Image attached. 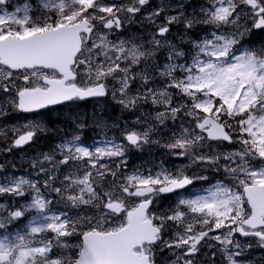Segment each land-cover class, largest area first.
<instances>
[{
    "label": "snow or ice",
    "instance_id": "obj_1",
    "mask_svg": "<svg viewBox=\"0 0 264 264\" xmlns=\"http://www.w3.org/2000/svg\"><path fill=\"white\" fill-rule=\"evenodd\" d=\"M188 8L185 0H0V117L30 114L0 129L8 140L0 151L46 133L44 110L56 106L110 96L123 110L147 109L151 121L88 145L89 118L76 114L72 132L33 161L36 180L0 178V198H12L0 203V264H250L246 253L264 249V44L245 42L264 32V0ZM173 26L182 29L176 39ZM90 119L101 133L118 126L95 109ZM152 144L188 163L127 173L129 149ZM192 166L221 179L153 211L162 194L207 180L188 174Z\"/></svg>",
    "mask_w": 264,
    "mask_h": 264
},
{
    "label": "rangeland",
    "instance_id": "obj_2",
    "mask_svg": "<svg viewBox=\"0 0 264 264\" xmlns=\"http://www.w3.org/2000/svg\"><path fill=\"white\" fill-rule=\"evenodd\" d=\"M155 4L160 3V0H154ZM187 0H185L186 2ZM153 2V0H152ZM202 0H198V4L201 3ZM198 11V9H197ZM176 26H173V28ZM177 28V27H176ZM175 31L172 30L171 34H170V38L171 39H176L177 35H174ZM99 105V106H97ZM72 108V111H69V108ZM96 112H103L104 113V117L105 119L108 120L109 124L111 125L113 122H116V124L118 126L116 127H110L108 130H106L105 133H101L97 130L93 129L92 123H91V115L93 113V111ZM15 117L12 119V121H14L17 118H21L19 114L14 113ZM76 114H79L81 116V118H84L85 115H87V117L89 118V126L88 128H86L84 130V134L82 135V139L88 144L91 145L93 143L94 140L97 139H103L105 135H107V137L109 139H116L117 137L120 136V132L123 128L128 127V128H132L133 126L135 127L136 130H142L145 127H148L150 122H148L147 119H141L138 122V118H141L142 116H140L139 112H138V108L137 109H132V110H123L121 109V107L116 104L111 97L109 96L106 100H102V101H92L90 102V104H81L79 108H76L74 106H64L60 109H55L52 110L51 113L47 114L50 117L53 118V120H57L61 119L60 124L57 125L56 131L57 132H62L63 133V137L65 136L66 133H71L73 128H72V120L75 118ZM142 114V113H141ZM3 117H0V120H2ZM120 118V120H119ZM23 119V118H21ZM42 119H44V115L42 116ZM13 123V122H12ZM7 124V125H2L0 124V129H11L12 126L11 125H15L17 123L14 124ZM26 123V121H23V124ZM11 126V127H9ZM48 131H49V127ZM164 131H169V129H165ZM92 132L93 135L89 136L88 133ZM61 133V134H62ZM43 133L41 135H39L37 138L44 136ZM153 138H159V136L157 134H153ZM60 142V141H59ZM58 142V143H59ZM119 142V141H117ZM155 145V144H152ZM152 145H145L143 147L142 150H138V149H129L126 159H127V169L126 172L127 173H131L133 171H135L136 169H149V168H153L156 169L158 168V166H160L161 164H163L164 167L168 168L169 170L175 171L178 168H182L184 167L188 161L186 160H182V159H177L175 157H171L169 155H167L166 150L162 147H159L158 145H156V147L154 149L152 148ZM239 144H234V145H230L228 146V148L230 150H234L235 148H239L238 146ZM32 149L28 150L27 153H32L34 154L33 156L39 158L41 156V153H46L49 152L50 150H46L44 149L43 151L39 149L38 147V152L37 154H35L34 151H36V146L35 144L32 145ZM34 150V151H33ZM26 154V153H25ZM159 155L158 160L153 157H155L154 155ZM25 163H22L23 168L22 169H18V171H14L11 169V173L13 175H17L16 177H19L20 175H18L17 173L22 172L23 174H27V177L23 178H27V179H32V180H36L37 179V172L34 171L32 169V160H27L24 159L23 160ZM131 164H134V166L132 167ZM198 171L201 172V174H203L204 176L207 177V180H200V181H196V185L197 187H203V190L198 194V195H205L206 193V189H210L212 185H214L215 183H217L218 180L221 179V177L216 174L215 172L211 171V170H202V169H196L195 166H192L191 168H188L186 171L188 174H191L192 171ZM20 171V172H19ZM208 175H210L212 177L211 183H208ZM216 176H219L216 178ZM42 177L40 178L41 183H42ZM208 184H207V183ZM196 196V195H194ZM194 196L191 195H181L175 199H173L171 202H174V204H176L178 202L179 199H188V198H194ZM0 200H3L2 198H0ZM21 203H23L24 201H20ZM2 203V202H1ZM54 207H58V208H62V205H55ZM153 211H155V209H153ZM156 212H159L158 210H156ZM28 219H31V217H29ZM73 241H75V238H73ZM247 258V255H246ZM250 264H253L252 260H249Z\"/></svg>",
    "mask_w": 264,
    "mask_h": 264
},
{
    "label": "bare ground",
    "instance_id": "obj_3",
    "mask_svg": "<svg viewBox=\"0 0 264 264\" xmlns=\"http://www.w3.org/2000/svg\"><path fill=\"white\" fill-rule=\"evenodd\" d=\"M153 4H155L154 0H153ZM187 4L189 5L188 11L191 12L193 10V6L189 3H187ZM137 27H138L137 25H133L132 30L136 31ZM178 30L182 31V29L176 28V31L174 33L175 36L177 35ZM138 110H139L140 116H142L143 118H145L147 120H150V118H148L146 116V113L148 111L147 109L138 108ZM14 117H15V114L10 113L7 117H3L2 120H0V124L7 125V124H11L12 122H13L12 124L17 123L15 125H22L23 124V120L21 118H17L14 121H12V119ZM119 120H120V118H119ZM60 121H61V119L57 118V120L55 121V120H53L52 117H49L47 119V127H49V131H47L46 134H44V136L36 139V143H35L36 150L39 146H41L42 148H44L46 150H51L61 140V138L63 137V133L62 132L59 133L56 131L57 125L60 124ZM11 126H13V125H11ZM11 126H9V127H11ZM88 135L92 136L93 133L89 132ZM7 145H8V140L5 137L0 136V149H2L3 147H5ZM155 147H156V145H152L151 149H154ZM33 155L34 154H32V153H27V151H25V152L22 151L20 153H18V152L16 153V151L14 149L10 153H5L3 151H0V166H2L0 168L7 167L11 163H13L15 160L19 161L20 159H22V160L27 159V160L34 161L37 159V157H35L36 155L35 156H33ZM154 156L158 160L159 155L157 154Z\"/></svg>",
    "mask_w": 264,
    "mask_h": 264
},
{
    "label": "trees",
    "instance_id": "obj_4",
    "mask_svg": "<svg viewBox=\"0 0 264 264\" xmlns=\"http://www.w3.org/2000/svg\"><path fill=\"white\" fill-rule=\"evenodd\" d=\"M252 38H258V39H261V38H264V32H260L259 30H255L253 32V34L251 35Z\"/></svg>",
    "mask_w": 264,
    "mask_h": 264
}]
</instances>
